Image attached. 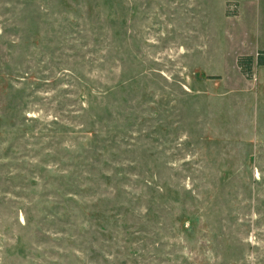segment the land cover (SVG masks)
<instances>
[{
  "label": "rangeland",
  "instance_id": "rangeland-1",
  "mask_svg": "<svg viewBox=\"0 0 264 264\" xmlns=\"http://www.w3.org/2000/svg\"><path fill=\"white\" fill-rule=\"evenodd\" d=\"M264 0H0V264H264Z\"/></svg>",
  "mask_w": 264,
  "mask_h": 264
},
{
  "label": "trees",
  "instance_id": "trees-1",
  "mask_svg": "<svg viewBox=\"0 0 264 264\" xmlns=\"http://www.w3.org/2000/svg\"><path fill=\"white\" fill-rule=\"evenodd\" d=\"M253 62L257 66H264V49L257 50L253 58L250 55H246L240 56L236 59L238 69L246 77H249L251 73V66Z\"/></svg>",
  "mask_w": 264,
  "mask_h": 264
}]
</instances>
